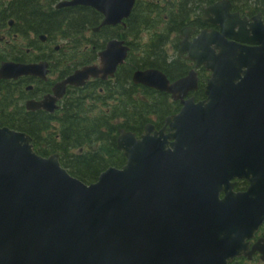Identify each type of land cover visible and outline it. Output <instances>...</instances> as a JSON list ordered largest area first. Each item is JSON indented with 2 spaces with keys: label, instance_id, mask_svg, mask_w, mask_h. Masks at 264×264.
<instances>
[{
  "label": "water",
  "instance_id": "water-1",
  "mask_svg": "<svg viewBox=\"0 0 264 264\" xmlns=\"http://www.w3.org/2000/svg\"><path fill=\"white\" fill-rule=\"evenodd\" d=\"M134 3L70 0L57 7H90L103 16L102 27L120 24ZM230 8L220 0L200 9L217 30L191 39L192 28L179 31L178 57L209 72L203 100L187 97L197 90L194 69L173 82L157 69L134 72V84L170 94L180 109L159 130L147 124L137 137L120 129L116 148L125 162L94 182L71 176L57 154H36L26 133L0 127V264H229L254 254L264 260V238L251 243L264 222V19L241 18ZM128 50L109 40L99 65L76 70L27 109L53 112L67 84L113 76ZM47 66L2 62L0 79H45ZM234 179L247 188L234 192Z\"/></svg>",
  "mask_w": 264,
  "mask_h": 264
},
{
  "label": "trees",
  "instance_id": "trees-1",
  "mask_svg": "<svg viewBox=\"0 0 264 264\" xmlns=\"http://www.w3.org/2000/svg\"><path fill=\"white\" fill-rule=\"evenodd\" d=\"M56 1L49 0L44 7L39 0L22 3L16 10L10 2L0 4V26L14 19L16 31L26 44H18L15 53L10 46L0 49V61L31 62L49 57L44 56V45L36 41L40 34L46 36V51H52L54 43L63 42L60 57L51 59V71L54 69L59 79L79 66L95 62L97 52L112 38L122 39L130 47L127 60L113 79L91 80L69 90L53 114L26 111L23 106L25 98L44 93V83L25 78L0 81V126L27 133L36 153H57L61 165L88 184L106 168L124 164L115 144L119 129L139 134L147 123L160 127L167 115L178 110L179 106L170 102L166 94L134 85L132 74L138 69L156 68L171 80L184 76L191 66L176 57L178 31L185 26L200 28L199 7L217 0H135L124 26L101 27L95 33L91 30L100 23L99 13L81 6L55 9L52 5ZM229 1L242 15L264 14V0ZM144 33L148 34L146 41H142ZM29 34L35 39L29 40ZM29 47L40 54L25 53L24 48ZM198 76L199 88L193 93L196 100L203 98L204 69ZM26 84H33L32 91H24ZM230 264L250 263L240 258Z\"/></svg>",
  "mask_w": 264,
  "mask_h": 264
},
{
  "label": "flooded vegetation",
  "instance_id": "flooded-vegetation-1",
  "mask_svg": "<svg viewBox=\"0 0 264 264\" xmlns=\"http://www.w3.org/2000/svg\"><path fill=\"white\" fill-rule=\"evenodd\" d=\"M32 1H36L37 2L38 0H0V4H3L5 6L6 3L10 2L9 5L12 6L13 10H16L17 7L19 5H21L22 3L23 4H28L29 2H32ZM47 1H49V0H39V2H40L39 5H42L44 7V2H47ZM10 19L13 21L10 27H8L7 22L4 25L0 26V34H2L4 36L3 41L0 43V49L4 48L6 46H10L11 49H12L11 52L15 53L17 45L21 44L19 42H21L24 38H22L23 36H20V33H18L16 31V28H15V23L16 22H15V20L12 19V18H10ZM203 27L204 28H209L210 26L204 25ZM32 37H33V35H31V34H29L27 36V38H29V40H31ZM25 41H27V40H25ZM46 42L47 41H45V43ZM42 43L45 44L44 42H42ZM44 47L46 48L47 46H44ZM174 113H176V112H174ZM174 113H171V114H174ZM231 182L234 183L233 188H232V190L234 192L243 191L247 187V183L244 180L234 179ZM263 230H264V224L260 227V230L257 233V237H264V233H262Z\"/></svg>",
  "mask_w": 264,
  "mask_h": 264
},
{
  "label": "rangeland",
  "instance_id": "rangeland-1",
  "mask_svg": "<svg viewBox=\"0 0 264 264\" xmlns=\"http://www.w3.org/2000/svg\"><path fill=\"white\" fill-rule=\"evenodd\" d=\"M147 38H148V34L147 33H144V37H142V41H146ZM57 43L60 44V42H57ZM35 54H40V53H38L37 51H34L33 50V53L31 54V56H33ZM54 76H55L54 73L53 74H50V78L51 79H54Z\"/></svg>",
  "mask_w": 264,
  "mask_h": 264
}]
</instances>
